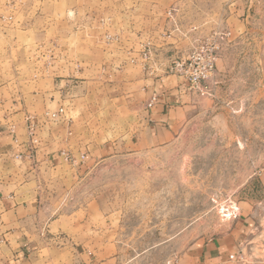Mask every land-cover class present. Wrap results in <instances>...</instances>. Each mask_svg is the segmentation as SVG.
<instances>
[{"label":"rangeland","instance_id":"1","mask_svg":"<svg viewBox=\"0 0 264 264\" xmlns=\"http://www.w3.org/2000/svg\"><path fill=\"white\" fill-rule=\"evenodd\" d=\"M208 56L202 96L179 69ZM168 75L192 105L147 148L141 129L130 136L158 94H140ZM21 109L30 144L40 124L66 122L81 153L71 171L30 170L52 208L91 226L59 233L55 264H70L68 242L77 264H174L224 230L225 209L264 208V0H0V125ZM105 143L103 161L82 163ZM12 168L20 158L0 178ZM261 216L243 251L264 257Z\"/></svg>","mask_w":264,"mask_h":264},{"label":"crops","instance_id":"2","mask_svg":"<svg viewBox=\"0 0 264 264\" xmlns=\"http://www.w3.org/2000/svg\"><path fill=\"white\" fill-rule=\"evenodd\" d=\"M180 85L181 79L175 75L152 81V86L144 91V96L140 94V99L144 101L150 92H156L158 102L145 109L146 124L137 128L131 138H137L136 134L141 129L139 141L144 147L151 148L161 146L166 142L165 136L176 132L175 127L179 124L176 114L185 113L192 105L188 94L178 95ZM35 93H28L27 96L43 94L41 91ZM25 115L21 109L11 114L4 125H0V166L2 162L16 158H20L22 164L20 170H6L4 179L0 178V264L60 263V257L52 254L53 244L58 242L60 232H66L67 238H71L73 234L70 231L77 227L91 231L87 213L82 223L74 221L72 214L61 215L60 209L52 208L47 200L52 193L36 187L38 182L31 179L33 175L30 170L44 167L52 172L56 168L66 167L71 171L75 164L80 163L81 153L77 152L74 143L76 134L69 127L66 128V122L59 125L40 124L36 131L37 141L35 145L30 144L27 136L28 116L25 118L27 125L22 120ZM141 147L124 149L132 152ZM95 149L97 151L93 156L86 153L82 163L97 164L104 160V153L108 149L106 143ZM262 179L264 181V175ZM262 214L264 208H239V216L228 219L221 233L210 239H199L174 264H264L263 256L243 251L246 243L252 244L249 237L258 223H262ZM72 244L68 242V260L70 264H77L76 255L72 254ZM84 264H92V257L87 256Z\"/></svg>","mask_w":264,"mask_h":264},{"label":"built area","instance_id":"3","mask_svg":"<svg viewBox=\"0 0 264 264\" xmlns=\"http://www.w3.org/2000/svg\"><path fill=\"white\" fill-rule=\"evenodd\" d=\"M193 63H190L188 66L179 69V74L184 77L187 88L190 91H196L200 95L206 94V82L212 75L214 71V57L208 56L207 59L202 61L201 67L193 68ZM182 67V66H181ZM156 102V94H152L151 97L146 102V108H150ZM62 111V110H60ZM46 115H49L46 113ZM57 113L53 112L50 114L51 117H56ZM264 171V167L260 169ZM239 216V209L235 206H230L225 209L222 217L224 219L236 218ZM230 258H233V255H230Z\"/></svg>","mask_w":264,"mask_h":264}]
</instances>
